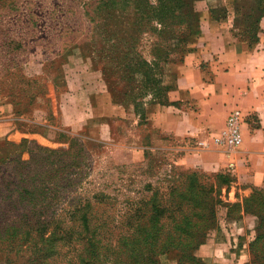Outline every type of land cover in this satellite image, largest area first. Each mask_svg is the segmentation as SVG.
Segmentation results:
<instances>
[{
  "label": "rangeland",
  "instance_id": "obj_1",
  "mask_svg": "<svg viewBox=\"0 0 264 264\" xmlns=\"http://www.w3.org/2000/svg\"><path fill=\"white\" fill-rule=\"evenodd\" d=\"M154 3L0 0V106L9 111L7 121H0L9 123L0 136V154H14L6 143L18 146L22 141L28 149L34 145L68 154L67 181L51 184L56 198L53 214L61 222L69 217L66 211L75 210L78 218L86 215L88 230L96 234L91 240L102 253L101 264H136V256L146 258L142 247L134 246L138 252L129 257L125 249L141 242L157 246L156 264H178V258L181 264H264V188L237 185L227 173L185 169L178 164L176 150L144 149L133 154L58 124L56 111L66 86L86 83L96 73L112 101L129 113L146 115L168 104L174 76L167 67L178 62L181 46L177 44L185 25L167 14L164 29L154 31L149 19ZM189 3L196 12V22H190L196 36L187 37L184 48L188 49L198 42L204 22L218 24L240 40L245 26L257 16L256 9L264 7V0ZM163 52L171 61L165 65L157 61ZM24 149L21 161L28 158ZM192 173L193 192L201 200L196 213L201 217L185 212V203L191 207L192 202L185 200L181 202L184 218L176 220L170 206L179 203L176 194L191 189ZM154 203L166 207V212L152 221L149 209ZM181 220L184 223L179 225ZM80 226L79 219L72 225H0L4 229L0 264H79L84 241ZM54 229L59 236L66 231L73 234L68 240L47 243ZM101 247L117 253H104Z\"/></svg>",
  "mask_w": 264,
  "mask_h": 264
},
{
  "label": "crops",
  "instance_id": "obj_2",
  "mask_svg": "<svg viewBox=\"0 0 264 264\" xmlns=\"http://www.w3.org/2000/svg\"><path fill=\"white\" fill-rule=\"evenodd\" d=\"M204 23L198 42L179 62L168 64L174 80L167 105L144 117L129 113L112 101L96 73L86 83L66 86L56 111L59 126L133 154L176 150L185 169L227 173L237 185L264 188V18L258 42L250 47L220 25ZM233 109L242 115L241 145L216 150L210 137ZM8 113L0 106V121H7ZM8 126L0 124V136Z\"/></svg>",
  "mask_w": 264,
  "mask_h": 264
},
{
  "label": "trees",
  "instance_id": "obj_3",
  "mask_svg": "<svg viewBox=\"0 0 264 264\" xmlns=\"http://www.w3.org/2000/svg\"><path fill=\"white\" fill-rule=\"evenodd\" d=\"M190 1L191 0H154V5H149V8H151L149 9V19L151 18L150 23L154 24H152L154 26V31L159 33L164 29L163 18H165V15L167 14L173 19L179 18L181 22L177 23H183L185 25V34L177 44L178 47L181 46V48H179L180 56L178 62L181 60L183 54L191 49L184 48V44L187 43V37L191 38L196 36L195 29H193L190 25L191 21L196 22V12L192 9L191 4L189 3ZM135 9L138 10L140 7ZM256 10L258 12L257 16L253 19V22L250 25L247 27L245 26L242 32L243 37L240 39L248 47L251 45L253 46V44L257 42L256 33L258 31V23L264 15V7L257 8ZM175 11H178L177 15H174ZM235 14L237 17L239 11L235 10ZM241 16H245L244 12L241 13ZM172 24H175V22L173 21ZM159 27L161 29H159ZM168 56L169 55L167 53L163 52L162 59L157 58V61L161 60V64L165 65L171 62ZM153 65L155 66L154 62ZM36 88L39 89V86H36ZM143 114L144 112H139L140 117H144ZM25 144V141H22L18 146L6 143V146L8 148H12L15 153L11 155L0 154V225H58L62 223H65V225H72L74 221L79 219L81 224L79 228L83 231L81 239L84 240L81 243L82 254L78 257V259H80L79 264L103 263L104 260L99 258L102 253L99 251L98 245L91 240L96 236L95 231L93 230L90 232L88 230V219L85 214H82L80 218H78V216H74L77 214L75 210L66 211V213L69 214V217L66 221L62 220V222L60 219H55L53 214L52 209L56 203V198L54 197V187L53 185L51 186V184L54 182V180H60L64 182L67 181V177L70 175H67L69 168L68 154L62 151H48L34 145L31 147V149H28L26 148L27 145ZM24 147L28 158L25 161H21L20 155ZM40 169L43 170L40 171ZM42 173L45 174L41 177ZM188 181L190 182L191 189L185 195L176 194V196L180 199L179 203L173 204V207L170 206L169 213H171V215L174 216L176 220L184 218L181 205L183 203L181 202H187L190 200L193 203L191 202V207L185 203V212L192 214L195 213V216L199 218L201 217L200 215H197L198 213H196L198 212V207L196 206H198L201 200L198 199L196 197V193L193 192L194 188L196 187L193 173L188 178ZM172 190L174 191L177 189L172 188ZM165 208L166 207H160L156 203L152 204L149 209L151 212V220H157L164 212H166ZM202 211L203 210H201V212ZM194 220L196 219L194 218ZM182 223H184V220H181L179 225ZM9 230L10 229L7 228V232H9ZM0 231H4V229H0ZM9 234L13 235L12 233ZM72 234L73 232L66 231L59 236L55 233L54 229L47 238V243L55 239L68 240ZM75 234H77V238H79L81 235V233L78 231L75 232ZM154 234H156V232H154ZM1 236L2 234L0 233V237ZM152 243L153 242H151V244L150 242H141L138 245H126L125 250L128 252L129 257V255L138 252L135 250L134 246H140L142 247V252L146 254V258L136 256L133 262L137 264L139 261H146L148 264H156L155 256L156 254H159V251L156 252L155 248H157V246ZM100 250L104 253H117V250L110 251L106 247H101ZM178 264H181L179 262V258Z\"/></svg>",
  "mask_w": 264,
  "mask_h": 264
},
{
  "label": "built area",
  "instance_id": "obj_4",
  "mask_svg": "<svg viewBox=\"0 0 264 264\" xmlns=\"http://www.w3.org/2000/svg\"><path fill=\"white\" fill-rule=\"evenodd\" d=\"M242 115L239 110H231L223 128L210 137L211 144L216 150L232 151L237 149L242 142L241 137Z\"/></svg>",
  "mask_w": 264,
  "mask_h": 264
}]
</instances>
